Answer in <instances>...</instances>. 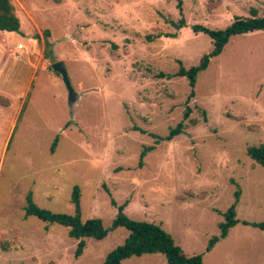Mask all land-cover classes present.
I'll return each mask as SVG.
<instances>
[{
    "label": "rangeland",
    "instance_id": "374dc122",
    "mask_svg": "<svg viewBox=\"0 0 264 264\" xmlns=\"http://www.w3.org/2000/svg\"><path fill=\"white\" fill-rule=\"evenodd\" d=\"M10 3L21 34L0 31V264H103L124 243L129 233L117 228L85 239L75 258L67 228L24 217L28 193L40 208L73 214L75 186L83 220L108 228L111 199L127 201L129 218L159 225L186 255L203 254L202 264H264V232L242 224L264 223V167L247 155L264 144V30L231 37L188 101L186 78L166 76L177 60L189 68L211 51L194 25L224 29L251 8L264 17V0H181V12L177 0ZM181 16L186 26L176 30L170 21ZM57 61L72 105L50 68ZM186 107L184 133L155 144L150 135H167ZM145 146L154 149L140 167ZM232 181L238 224L206 252L235 201ZM122 264L167 262L147 254Z\"/></svg>",
    "mask_w": 264,
    "mask_h": 264
},
{
    "label": "trees",
    "instance_id": "16d2710c",
    "mask_svg": "<svg viewBox=\"0 0 264 264\" xmlns=\"http://www.w3.org/2000/svg\"><path fill=\"white\" fill-rule=\"evenodd\" d=\"M177 8L180 12L182 11L181 0H177ZM249 13L250 17L247 18L235 17L233 22L224 29L213 30L202 25H194L192 27V30L195 33H202L210 38L212 42L211 51L203 54L198 64L189 68H185L182 62L177 60V72L173 75H166L167 78H186L190 87L187 101L195 96L194 88L198 75L208 68L212 58L217 57L222 53L231 37L264 30V17H259L257 10L254 8H251ZM170 24L176 30L186 26L183 16H181L177 22L170 21ZM0 31L21 34L20 22L14 14L10 0H0ZM45 34L47 35L48 31H45ZM171 36L174 37L175 35ZM147 39L149 40L150 37H147ZM46 58L50 59V56L48 55ZM189 114L190 108L186 107L182 121H180L174 128H171L167 135H150L154 137L155 144L163 141L169 142L173 138L183 134L185 130L184 121L188 119ZM137 130L144 133V131L140 129ZM57 141L58 136L53 143L51 149L52 152L54 151L53 149L56 146ZM153 149L154 146H145L142 149L139 161L140 167L143 164L142 159L146 153ZM247 155L255 164L264 167L263 143L256 147H249L247 149ZM233 184L237 187L234 192L235 201L223 214V221L218 225L219 234L217 236H212L209 239L206 252L210 251L219 241L225 239L230 229L238 224V220L236 219V205L241 193L237 184ZM25 200V218L33 216L48 225H59L68 229L67 236L78 242L75 251V258L82 255L83 250L86 247L85 239L92 238L95 240H103L107 237L110 231L117 228H125L129 234L124 240V243L109 252L105 257L103 264H122L125 260L130 259L131 257H141L147 254H162L165 256L167 264H202L203 254L193 256L186 255L183 249L175 243L172 236L159 225L151 222L136 221L129 218L124 212V209L128 205L127 201L121 205H116L115 201L111 199V204L116 207L117 213L111 226L106 228L100 218L82 219L80 206L81 190L78 186L73 188L70 199V202L74 207L73 214H61L40 208L34 202L31 193L26 195ZM242 224L257 228L264 232V223L244 221Z\"/></svg>",
    "mask_w": 264,
    "mask_h": 264
},
{
    "label": "water",
    "instance_id": "95a60500",
    "mask_svg": "<svg viewBox=\"0 0 264 264\" xmlns=\"http://www.w3.org/2000/svg\"><path fill=\"white\" fill-rule=\"evenodd\" d=\"M50 68L53 71V73L59 75L60 78L62 79L64 85L66 86L68 94H69V105H72L77 99V95L74 92V89L71 85L67 70L65 69L63 62L61 61L54 62L50 65Z\"/></svg>",
    "mask_w": 264,
    "mask_h": 264
},
{
    "label": "crops",
    "instance_id": "0c3cea01",
    "mask_svg": "<svg viewBox=\"0 0 264 264\" xmlns=\"http://www.w3.org/2000/svg\"><path fill=\"white\" fill-rule=\"evenodd\" d=\"M9 33V32H8Z\"/></svg>",
    "mask_w": 264,
    "mask_h": 264
}]
</instances>
